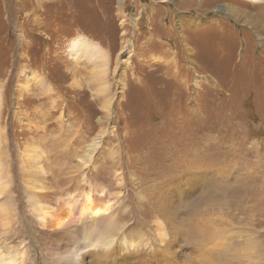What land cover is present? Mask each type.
<instances>
[{
	"label": "rangeland",
	"instance_id": "rangeland-1",
	"mask_svg": "<svg viewBox=\"0 0 264 264\" xmlns=\"http://www.w3.org/2000/svg\"><path fill=\"white\" fill-rule=\"evenodd\" d=\"M0 89V259L79 264L26 196L79 171L126 248L82 264H264V0H0Z\"/></svg>",
	"mask_w": 264,
	"mask_h": 264
},
{
	"label": "bare ground",
	"instance_id": "bare-ground-1",
	"mask_svg": "<svg viewBox=\"0 0 264 264\" xmlns=\"http://www.w3.org/2000/svg\"><path fill=\"white\" fill-rule=\"evenodd\" d=\"M160 1L164 2L165 0H160ZM69 50L72 51V54L75 57L77 54L81 56V54L84 53L88 55L87 58H89L92 62L98 61L100 64L99 75L103 76L104 73L106 72L107 55L95 43H91L88 40L84 39L83 37L76 38L70 43ZM36 82L43 85L42 87L43 91H41L42 89L40 90L42 93L52 92L51 89L52 87H50L49 84L48 85L46 83L43 84V81L41 80H37ZM0 95H1V89H0ZM93 141L88 146V151L95 150V142ZM90 158H91V154H89V152H86L83 155H81L79 158V163L77 164L78 167H83L87 165L88 162L90 161ZM0 168H1V164H0ZM72 173L73 175L77 174V179L75 178L76 176H72L70 179L79 180L83 185V190L78 197H75L74 195L67 196L68 201L64 207L55 208L54 205L52 206L51 204L49 205L48 203L42 204L43 201H41L40 199L38 189L34 186L26 184L27 200L30 203L31 210L33 211L39 225L45 229V233L49 232L51 235H63L67 231L73 228L83 229L86 232H88L87 239L84 242V244L82 243L79 245H75L67 249V255L65 256V260L68 262H70L72 258H75L79 260V264H82L84 261L88 259H94L95 257L102 255L104 253L117 251L119 247L121 248V250L124 251L126 248H124L123 244H120L119 246L114 248L115 240L109 239L110 225L112 222L111 216L113 214V210L110 209L109 205H107L106 203H103L101 201L96 202V200L92 198V195L89 193V191H86L88 187L86 183L87 178L85 177L84 174L82 175V172L73 171ZM6 188H7L6 183L2 182L0 179V195L3 193V191ZM8 210L9 209H5V208L3 209V215L5 219H7L8 216H10ZM204 230L207 231L206 229ZM201 232H203L204 234V231ZM126 245L128 246V244ZM14 263H15L14 257L0 259V264H14Z\"/></svg>",
	"mask_w": 264,
	"mask_h": 264
}]
</instances>
